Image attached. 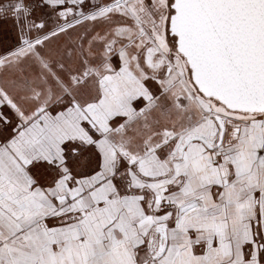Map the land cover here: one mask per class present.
I'll use <instances>...</instances> for the list:
<instances>
[{
	"label": "snow or ice",
	"instance_id": "snow-or-ice-1",
	"mask_svg": "<svg viewBox=\"0 0 264 264\" xmlns=\"http://www.w3.org/2000/svg\"><path fill=\"white\" fill-rule=\"evenodd\" d=\"M0 264H264V0H0Z\"/></svg>",
	"mask_w": 264,
	"mask_h": 264
}]
</instances>
